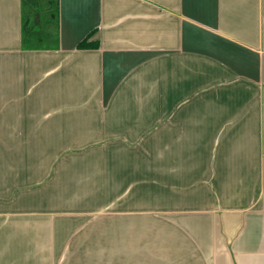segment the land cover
Masks as SVG:
<instances>
[{
  "label": "crops",
  "instance_id": "1",
  "mask_svg": "<svg viewBox=\"0 0 264 264\" xmlns=\"http://www.w3.org/2000/svg\"><path fill=\"white\" fill-rule=\"evenodd\" d=\"M0 0V264H264V0Z\"/></svg>",
  "mask_w": 264,
  "mask_h": 264
},
{
  "label": "trees",
  "instance_id": "2",
  "mask_svg": "<svg viewBox=\"0 0 264 264\" xmlns=\"http://www.w3.org/2000/svg\"><path fill=\"white\" fill-rule=\"evenodd\" d=\"M23 46L29 50L55 47L58 0H23Z\"/></svg>",
  "mask_w": 264,
  "mask_h": 264
}]
</instances>
